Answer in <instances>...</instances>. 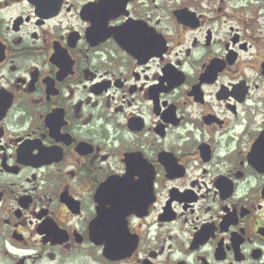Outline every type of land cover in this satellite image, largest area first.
<instances>
[{
  "label": "flooded vegetation",
  "instance_id": "flooded-vegetation-1",
  "mask_svg": "<svg viewBox=\"0 0 264 264\" xmlns=\"http://www.w3.org/2000/svg\"><path fill=\"white\" fill-rule=\"evenodd\" d=\"M0 264H264V0H0Z\"/></svg>",
  "mask_w": 264,
  "mask_h": 264
},
{
  "label": "water",
  "instance_id": "water-1",
  "mask_svg": "<svg viewBox=\"0 0 264 264\" xmlns=\"http://www.w3.org/2000/svg\"><path fill=\"white\" fill-rule=\"evenodd\" d=\"M112 189H113V186H112V185H110V184H106V187L103 188L102 191H104L103 193H105V191H107V190H112ZM108 199L110 200V203H111V202L114 203L113 206L116 204V205H118V207L121 206V208H126L125 204L123 203V199H122V197H120V198H118V199H115V198H113V197H110V198H108ZM120 199H121V201H120Z\"/></svg>",
  "mask_w": 264,
  "mask_h": 264
}]
</instances>
